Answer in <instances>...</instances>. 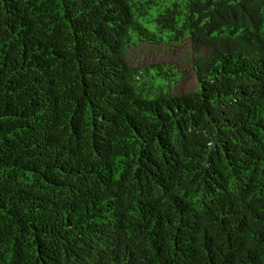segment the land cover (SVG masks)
<instances>
[{
    "label": "trees",
    "instance_id": "obj_1",
    "mask_svg": "<svg viewBox=\"0 0 264 264\" xmlns=\"http://www.w3.org/2000/svg\"><path fill=\"white\" fill-rule=\"evenodd\" d=\"M0 264H264V0H0Z\"/></svg>",
    "mask_w": 264,
    "mask_h": 264
},
{
    "label": "rangeland",
    "instance_id": "obj_2",
    "mask_svg": "<svg viewBox=\"0 0 264 264\" xmlns=\"http://www.w3.org/2000/svg\"><path fill=\"white\" fill-rule=\"evenodd\" d=\"M198 55L189 42L177 46L139 44L126 55L130 67L168 63L176 67L180 75L174 94L182 95L197 89L196 75L193 69Z\"/></svg>",
    "mask_w": 264,
    "mask_h": 264
}]
</instances>
